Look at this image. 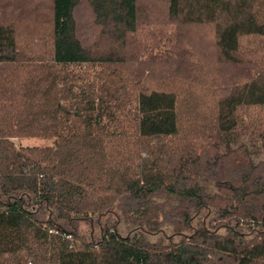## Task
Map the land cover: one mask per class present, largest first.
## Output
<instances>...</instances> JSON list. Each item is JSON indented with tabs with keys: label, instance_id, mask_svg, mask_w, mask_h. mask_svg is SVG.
<instances>
[{
	"label": "trees",
	"instance_id": "trees-1",
	"mask_svg": "<svg viewBox=\"0 0 264 264\" xmlns=\"http://www.w3.org/2000/svg\"><path fill=\"white\" fill-rule=\"evenodd\" d=\"M0 264H264V0H0Z\"/></svg>",
	"mask_w": 264,
	"mask_h": 264
},
{
	"label": "rangeland",
	"instance_id": "rangeland-1",
	"mask_svg": "<svg viewBox=\"0 0 264 264\" xmlns=\"http://www.w3.org/2000/svg\"><path fill=\"white\" fill-rule=\"evenodd\" d=\"M14 142L17 145H22V146H26V145H49V144H51V141H49V140L33 139V138L22 139V140L15 139ZM120 228L121 229L123 228L122 224L120 225Z\"/></svg>",
	"mask_w": 264,
	"mask_h": 264
}]
</instances>
